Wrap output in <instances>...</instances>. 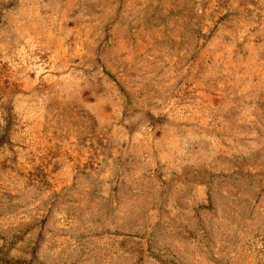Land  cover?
Wrapping results in <instances>:
<instances>
[{"label": "rangeland", "instance_id": "obj_1", "mask_svg": "<svg viewBox=\"0 0 264 264\" xmlns=\"http://www.w3.org/2000/svg\"><path fill=\"white\" fill-rule=\"evenodd\" d=\"M0 264H264V0H0Z\"/></svg>", "mask_w": 264, "mask_h": 264}]
</instances>
